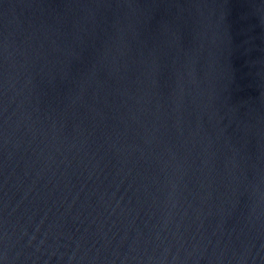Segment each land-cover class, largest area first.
Wrapping results in <instances>:
<instances>
[{
	"label": "water",
	"instance_id": "95a60500",
	"mask_svg": "<svg viewBox=\"0 0 264 264\" xmlns=\"http://www.w3.org/2000/svg\"><path fill=\"white\" fill-rule=\"evenodd\" d=\"M0 264H264V0H0Z\"/></svg>",
	"mask_w": 264,
	"mask_h": 264
}]
</instances>
